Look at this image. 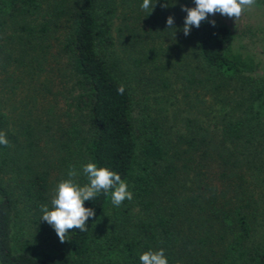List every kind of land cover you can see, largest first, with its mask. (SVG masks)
<instances>
[{
    "label": "trees",
    "instance_id": "1",
    "mask_svg": "<svg viewBox=\"0 0 264 264\" xmlns=\"http://www.w3.org/2000/svg\"><path fill=\"white\" fill-rule=\"evenodd\" d=\"M151 2L153 11L143 0H0V131L10 142L0 145V264H141L161 248L168 264H264V120L254 112L263 60L212 14L186 36L182 8L194 0ZM173 76L188 91L236 84L218 133L192 118L170 123L163 101H136L138 89L171 91ZM53 152L66 176L78 163L81 185L88 162L114 170L133 198L115 206L102 192L84 202L96 213L87 231L64 242L22 232L16 249L19 195L38 208L48 200L42 155Z\"/></svg>",
    "mask_w": 264,
    "mask_h": 264
},
{
    "label": "rangeland",
    "instance_id": "2",
    "mask_svg": "<svg viewBox=\"0 0 264 264\" xmlns=\"http://www.w3.org/2000/svg\"><path fill=\"white\" fill-rule=\"evenodd\" d=\"M212 16L221 22L227 23L234 30L236 44L240 49L258 56L264 63V0H256L255 5L244 11L237 21L235 18H229L220 13L212 14ZM148 26L149 25L147 24L146 27ZM181 72V74L184 73L183 71ZM261 74L262 72H257L252 76L258 78ZM248 76L249 75L247 74V77ZM171 80L173 82V88L171 91H163L162 89L158 90L156 87L151 86V88H148L147 92L141 89L134 92L136 95V101L141 100V97L143 98V96H148V98L146 97L147 99H142L144 104L149 101L152 104L158 101L156 102L158 105L160 101H163L164 106H160L168 109L167 114L170 115V123H186L187 118H192L195 119L198 124L203 125L211 133H218L220 128L219 119L221 118V115L223 113L225 114L231 109V107L237 106V102L240 99V97L235 94L236 84L221 88L222 92L220 93L218 91L217 94H215L204 89H190L188 91L184 88L181 78L173 76ZM237 87L241 90L239 85H237ZM247 91L242 92L245 102L250 103L251 99ZM228 95L230 99H228ZM232 95L237 98V101L232 99ZM155 98L157 100H155ZM137 109L139 110L140 107L137 106ZM254 112L256 113V118L261 123L264 120V95L254 102ZM45 152H47V150H45ZM54 154H56V152H53L50 157L42 155V159L47 162L46 164H50V193L48 200L43 204L48 205L49 208L52 207L51 201L56 186L60 180L67 177L65 174V165L59 167L56 163L57 160H55V158L59 159V157L56 156L57 154L54 157ZM77 159L79 158L77 157ZM43 164L45 163L43 162ZM77 164L78 163L75 162L73 167L76 168L79 174L80 169H78L79 167H77ZM76 179H78V177ZM19 196L18 208L16 206L15 209L14 247L17 249L22 238L24 239L22 232L26 233L31 231L36 233L42 231L46 234L48 232V234L54 235L55 239L58 240L56 242H60L54 228L41 219V208L30 203V201L26 197H22L21 194ZM260 242L264 243L262 237L260 238Z\"/></svg>",
    "mask_w": 264,
    "mask_h": 264
},
{
    "label": "clouds",
    "instance_id": "3",
    "mask_svg": "<svg viewBox=\"0 0 264 264\" xmlns=\"http://www.w3.org/2000/svg\"><path fill=\"white\" fill-rule=\"evenodd\" d=\"M195 6H183L187 13L184 19L183 32L187 36L193 26L199 27L209 14L220 13L229 18L239 20L242 13L255 5L256 0H194ZM167 7L168 5H163ZM142 9L150 7L152 11L155 5L151 0H143ZM151 11V12H152ZM211 23L215 25L216 21ZM174 26V17L168 16L167 28ZM125 86L122 84L117 89L118 94H123ZM0 145H10L6 132L0 131ZM83 174L87 177V183L81 185L77 181L78 172L73 166H69L66 179L59 181L54 190L52 207L42 205L41 219L51 225L61 242H64L70 230L87 231L88 220L96 215L93 208L85 207L84 202L95 200L100 193H110L111 202L120 206L125 200H131L133 194L128 190V185L121 176L107 167H100L96 163L88 162L83 165ZM141 264H168V258L163 248L153 251H145L139 256Z\"/></svg>",
    "mask_w": 264,
    "mask_h": 264
}]
</instances>
